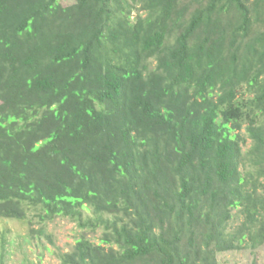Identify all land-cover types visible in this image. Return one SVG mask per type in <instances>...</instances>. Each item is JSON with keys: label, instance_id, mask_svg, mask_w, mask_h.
<instances>
[{"label": "trees", "instance_id": "1", "mask_svg": "<svg viewBox=\"0 0 264 264\" xmlns=\"http://www.w3.org/2000/svg\"><path fill=\"white\" fill-rule=\"evenodd\" d=\"M31 211L102 231L60 264L263 245L264 0H0V217Z\"/></svg>", "mask_w": 264, "mask_h": 264}, {"label": "rangeland", "instance_id": "2", "mask_svg": "<svg viewBox=\"0 0 264 264\" xmlns=\"http://www.w3.org/2000/svg\"><path fill=\"white\" fill-rule=\"evenodd\" d=\"M60 2L67 6L74 0ZM154 64L152 59V66ZM249 145L250 140H247L243 150H247ZM84 213L91 214L90 211ZM27 216L26 221L0 217V238L3 232L6 234L4 264H60L59 254L71 251L78 238L84 236L97 243L102 234L101 230L79 228L76 221L67 217L40 221L34 211ZM240 221L241 217L235 216L230 221L231 227ZM217 259L219 264H264V244L256 247L243 244L238 249L218 253Z\"/></svg>", "mask_w": 264, "mask_h": 264}]
</instances>
